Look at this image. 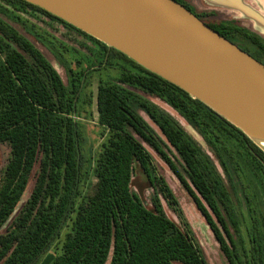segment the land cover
Returning a JSON list of instances; mask_svg holds the SVG:
<instances>
[{
	"label": "trees",
	"instance_id": "16d2710c",
	"mask_svg": "<svg viewBox=\"0 0 264 264\" xmlns=\"http://www.w3.org/2000/svg\"><path fill=\"white\" fill-rule=\"evenodd\" d=\"M0 2L24 15L42 14L60 22L95 47L82 46L89 56L77 59L80 70H70L67 88L40 50L0 18V143L11 145L0 188V228L20 204L38 154H43L17 231L0 238V263L38 264L59 239L80 194V137L73 116L79 115L83 83L90 72L114 70L118 73L114 80L102 78L98 84L99 124L110 131L111 139L97 165L95 193L78 211L63 255L49 264H106L109 258L111 264H206L191 238L163 212L159 194L151 198V211L132 193L133 164L138 162L148 182L172 198L166 184L154 176L152 160L134 134L157 153L191 195L230 263L264 264L261 146L181 88L74 26L23 0ZM206 24L264 64L261 36L236 20ZM143 94L163 100L199 132L217 157L235 199L197 142ZM140 112L174 150L185 175ZM242 203L248 222L239 208Z\"/></svg>",
	"mask_w": 264,
	"mask_h": 264
},
{
	"label": "water",
	"instance_id": "95a60500",
	"mask_svg": "<svg viewBox=\"0 0 264 264\" xmlns=\"http://www.w3.org/2000/svg\"><path fill=\"white\" fill-rule=\"evenodd\" d=\"M23 1L181 88L261 146L264 64L178 1Z\"/></svg>",
	"mask_w": 264,
	"mask_h": 264
},
{
	"label": "rangeland",
	"instance_id": "374dc122",
	"mask_svg": "<svg viewBox=\"0 0 264 264\" xmlns=\"http://www.w3.org/2000/svg\"><path fill=\"white\" fill-rule=\"evenodd\" d=\"M180 1L183 5H187L194 11H197L198 15H200L199 17H201V20L205 23L213 24L219 21H227L228 18H231L234 15L232 12H227L225 10L204 9L202 0ZM0 4L4 6V8H0V18L12 25L23 36L30 40V42L40 50L44 57L57 70L65 86L70 88V70L75 69L79 71L80 68L76 64L77 59L82 58L81 55L89 56L87 49L82 46L95 49L94 45L64 26L62 23L52 20L45 15L36 13L24 15L2 2H0ZM250 51L252 55H256V58L261 59L255 49H250ZM80 61L83 62L82 60ZM81 66L82 70H84L85 66L83 64H81ZM117 75V71L114 70L90 72L87 74L83 83L84 88L78 99L79 115L73 116V120L78 124L80 137V194L76 201L75 210L62 230L59 239L53 243L50 251L44 255L38 264L52 263L55 259L63 255L64 245L69 238V235L73 233L78 211L82 206L88 203L89 199H91L95 193L96 184L98 182L96 177L97 165L99 159H101L103 151L109 145L111 139L110 131L99 124L97 112L98 84L102 78H111L114 80ZM143 95L165 110L197 142L216 171H218L226 187L231 191L233 198L235 199L234 192L217 157L212 149L206 144L199 132L163 100L155 96L147 94ZM140 115L157 132L162 140L163 149L174 160L182 174L185 175L182 162L179 160L168 142L163 138L158 128L151 122L145 113L140 112ZM133 136L150 156L154 168V176L157 179H161L166 184L172 198L169 199L165 197L157 187L148 182V179L143 174L138 162H134L133 164V178L130 185L132 193H134L142 204L151 211H153L151 198L153 194H159L163 212L191 238L200 250L206 264H231L228 256L222 250L219 241L216 239L211 226L198 209L191 195L182 186L169 167L160 159L157 153L136 134ZM42 158L43 154L40 152L29 177L27 188L22 196L20 204L16 207L12 216L0 228V238L11 237L17 231V224L21 211L26 201L29 199L37 181ZM10 160V143H0V188L5 178L6 169ZM239 208L244 213L245 219L248 222L249 215L247 214L244 203H242ZM262 210L264 211V205L262 206ZM243 232H245L244 229ZM0 252L3 253L1 248ZM111 261L112 259L109 258L106 264H111Z\"/></svg>",
	"mask_w": 264,
	"mask_h": 264
},
{
	"label": "crops",
	"instance_id": "0c3cea01",
	"mask_svg": "<svg viewBox=\"0 0 264 264\" xmlns=\"http://www.w3.org/2000/svg\"><path fill=\"white\" fill-rule=\"evenodd\" d=\"M202 4L204 9L232 12L227 20L238 21L264 39V0H202Z\"/></svg>",
	"mask_w": 264,
	"mask_h": 264
},
{
	"label": "bare ground",
	"instance_id": "6f19581e",
	"mask_svg": "<svg viewBox=\"0 0 264 264\" xmlns=\"http://www.w3.org/2000/svg\"><path fill=\"white\" fill-rule=\"evenodd\" d=\"M260 132H261V136L260 137H262V138H258L256 140L262 147H264V131L260 130Z\"/></svg>",
	"mask_w": 264,
	"mask_h": 264
}]
</instances>
